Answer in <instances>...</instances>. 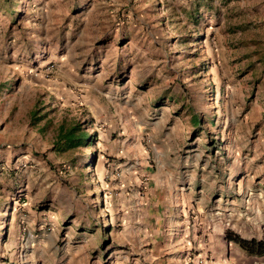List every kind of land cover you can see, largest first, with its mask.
<instances>
[{"label":"rangeland","instance_id":"1","mask_svg":"<svg viewBox=\"0 0 264 264\" xmlns=\"http://www.w3.org/2000/svg\"><path fill=\"white\" fill-rule=\"evenodd\" d=\"M263 52L264 0H0V264H264Z\"/></svg>","mask_w":264,"mask_h":264},{"label":"trees","instance_id":"2","mask_svg":"<svg viewBox=\"0 0 264 264\" xmlns=\"http://www.w3.org/2000/svg\"><path fill=\"white\" fill-rule=\"evenodd\" d=\"M261 62L264 73V52ZM189 122L196 127L199 124V119L196 116L191 115ZM87 140V136L81 129H79L78 124L67 128L62 126L57 130L53 149L58 152H66L70 149H75L78 146L84 145ZM222 238L225 242L234 244L248 256L261 257L264 255V241L262 240H256L254 238L244 239L229 230L223 232Z\"/></svg>","mask_w":264,"mask_h":264},{"label":"crops","instance_id":"3","mask_svg":"<svg viewBox=\"0 0 264 264\" xmlns=\"http://www.w3.org/2000/svg\"><path fill=\"white\" fill-rule=\"evenodd\" d=\"M161 210H162V208H161ZM150 211V213L148 212L146 215L148 216V217H150V218H146V219H144V220H151V217H152V215H155V216H159L161 213H159V214H157L158 213V208H153V209H151V210H149ZM162 215V214H161ZM155 220H158V221H162L161 220V218H159V219H155ZM148 221V222H149ZM155 223H157V222H155ZM223 239V238H222ZM224 241V240H223ZM200 245H202L203 246V244H200Z\"/></svg>","mask_w":264,"mask_h":264}]
</instances>
